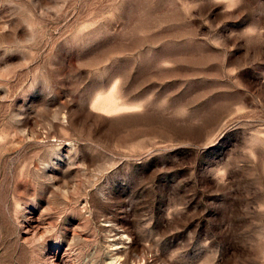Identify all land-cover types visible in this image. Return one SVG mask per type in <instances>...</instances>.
Segmentation results:
<instances>
[{"label":"rangeland","instance_id":"374dc122","mask_svg":"<svg viewBox=\"0 0 264 264\" xmlns=\"http://www.w3.org/2000/svg\"><path fill=\"white\" fill-rule=\"evenodd\" d=\"M0 264H264V0H0Z\"/></svg>","mask_w":264,"mask_h":264}]
</instances>
